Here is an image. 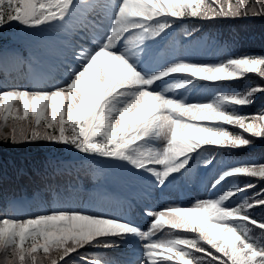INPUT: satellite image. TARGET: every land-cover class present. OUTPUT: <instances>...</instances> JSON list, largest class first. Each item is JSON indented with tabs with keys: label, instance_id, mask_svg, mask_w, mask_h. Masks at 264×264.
<instances>
[{
	"label": "snow or ice",
	"instance_id": "6c2138e0",
	"mask_svg": "<svg viewBox=\"0 0 264 264\" xmlns=\"http://www.w3.org/2000/svg\"><path fill=\"white\" fill-rule=\"evenodd\" d=\"M94 10L109 27L93 47L72 49L66 79L47 88H0V143L62 144L121 162L163 189L202 153L238 151L252 145L248 137L264 138V108L240 110L264 94V84L244 94L222 91L248 74L264 80V55L146 62L150 43L177 21L262 17L264 0H0V28L63 26L74 12ZM202 82L218 94L190 102L185 93ZM213 163L203 158L205 168ZM208 188L212 195L188 205L145 208L143 228L65 207L2 215L0 264H68L74 256L79 264H112L88 250L130 240L139 242V264H264V218L252 215L264 208V162L224 165Z\"/></svg>",
	"mask_w": 264,
	"mask_h": 264
},
{
	"label": "rangeland",
	"instance_id": "374dc122",
	"mask_svg": "<svg viewBox=\"0 0 264 264\" xmlns=\"http://www.w3.org/2000/svg\"><path fill=\"white\" fill-rule=\"evenodd\" d=\"M76 12L73 13V16L69 19L68 23H65L63 26H58L61 29V32L59 30L58 27H42L40 29H27V28H23L20 25L16 24V23H12L14 25V30L11 28V26H5L0 28V48L2 47H6L8 45H19L21 44V46H26L30 51H32L34 49V47H36V44L38 42V39L41 38L39 36H42L43 40H47L46 43L44 41H39L38 43L42 46L41 48H39L40 50H36L35 52H41V53H50L51 52V56L54 55V57L52 58H48L51 61L57 59V56L60 57V59H58V62L56 63V72L61 73L62 74V79L60 82L61 83L64 79L67 78L68 75V71L67 68L69 66L74 65V61L72 60L71 57V52L73 48H78V42L79 39H83V36L81 35V31L82 26L80 27L79 24L75 25V15ZM91 13L92 12H88L86 17H91ZM102 15V13H101ZM100 21H103L104 19H106V21L109 23L108 18H104L103 16H100ZM190 21H192L193 24L195 25H203V24H208V21L205 20H201V21H194L192 19H188ZM219 20H225V21H235L236 19H219ZM243 20H246V18H244ZM184 22V20H180L177 21L174 25L179 26L181 25V23ZM84 25V23H83ZM182 30V29H181ZM42 31V32H41ZM182 31L185 32V29H183ZM41 32V33H40ZM40 33V35L38 36V34ZM75 35V37L71 36ZM92 36L96 37L94 35V33H92ZM102 36V34H99L100 37ZM86 37L88 38L87 42L90 43V47L94 46V38H90L88 35H86ZM180 39L183 38V36L179 37ZM163 38H158L157 42L162 40ZM185 43H184V47L182 45H174L171 47L166 48L164 54L162 57H160L159 55L153 54V57H156L154 59V62L152 64H156V63H163L169 60H174V59H186V60H193L195 61L197 60H203L206 61L205 63H212L209 62V60H213V61H217L218 63L227 59L228 57H230L229 55H227L225 53V51H218V48L215 47L213 49H206L203 50L202 46L207 45L210 41V37L205 35V33H202L201 35H199L198 37L196 35H190L188 33H185ZM47 44H52L47 46ZM164 43H162L160 46H162ZM86 47V46H85ZM202 51V53L198 56L199 52ZM37 62H35L34 64L39 65L40 64V60L37 59ZM146 62H147V58H146ZM252 76H256L255 74H251ZM28 77V76H27ZM49 76L45 79L48 80ZM245 80V79H244ZM242 80V81H244ZM44 79H35L34 81L32 79H24V82L21 85H16V86H7L4 85V83L0 82V88H10V87H18V88H47L50 86H46L45 82H43ZM204 84H208L207 82H202ZM210 85V84H208ZM226 85H235L234 82H227ZM243 89V88H242ZM223 91V90H222ZM247 90L240 92L237 88H232V90L230 91H225V92H238L240 94H244ZM217 93V90L215 88L212 89H204L201 92L200 87H196V88H189L188 91L185 93V96L188 98V100L190 102H197V101H208L210 99H212ZM262 94H256L254 96V102L259 99V97ZM254 104V103H253ZM252 104V105H253ZM251 105V106H252ZM246 107H250V106H246ZM230 129H234V131H240L236 128H230ZM42 144L46 145V149H54V146L52 143L49 142H43L41 141ZM262 144V141L260 143V145ZM253 146V145H252ZM64 147H68L71 149V147L69 146H65ZM250 148V147H248ZM64 150V149H54L53 151H49L46 153V157L50 156L54 159V162H52L51 167H53L55 165V161H59V160H66V159H72V158H79V157H83V154L78 153L75 150ZM242 150H244V152L247 151L246 148H242L240 150H238L239 152H243ZM250 150V149H249ZM236 151V152H238ZM43 152L41 151V149L38 150L37 154H35L34 156H38V154H42ZM224 152H219V153H214L211 151H206L203 153L204 156H211L210 158H214V163L213 168L211 169V171L208 172L207 176H212V172H214L215 167L221 168L224 165H218V156L219 155H223ZM228 153L231 154V158L233 156V154L231 153V151H229ZM21 157L23 162H20L19 165H24V169L27 168L28 170H35L36 168H33V164L31 162V159L34 157ZM89 160L84 162L85 164L88 163L90 166L89 168L92 170V176H102V170L104 167H118V169L116 170V172L123 174V175H129V174H134V170L131 169L129 166H126L125 164L115 161V160H111V159H105V158H100L97 156H88ZM195 160V159H194ZM41 163L43 166H46V160L45 158H41ZM83 162L79 163L77 161H67V165L68 164H82ZM42 166V167H43ZM125 167L127 169H125ZM16 167L13 166H8L6 168V171L8 170H12ZM213 170V171H212ZM19 172V170L17 171ZM112 182L111 184L108 185L109 188H111L112 190H114L115 192H119L122 187L123 180L116 174L112 175ZM208 182L205 185V190L203 192H206V198L209 197L210 195H212L211 189L207 188ZM193 189V188H192ZM180 190V189H179ZM203 188H200V191L202 192ZM127 192V191H126ZM102 204V200L99 199L98 194L95 193L93 194L91 197H88L85 204L83 206H81V210H87V211H93L95 213L99 212L102 208L100 207V205ZM264 218V217H262ZM137 243L139 244V242L137 241ZM121 247V248H120ZM120 247H114V248H110V249H89V254L90 255H96V251L98 252H107L109 251L110 253H112L114 256L118 257V256H122L123 254H126L124 252H122L123 250H125V248L121 245ZM117 248L119 249L120 252L117 251ZM135 254L138 253L139 254V260L142 258L141 257V251L138 250H134V251H130L129 254ZM137 256V255H136ZM74 261L79 263V260L77 257H73L72 258Z\"/></svg>",
	"mask_w": 264,
	"mask_h": 264
},
{
	"label": "trees",
	"instance_id": "16d2710c",
	"mask_svg": "<svg viewBox=\"0 0 264 264\" xmlns=\"http://www.w3.org/2000/svg\"><path fill=\"white\" fill-rule=\"evenodd\" d=\"M244 18L236 19L235 21L229 22L226 21L225 23H222L220 21L212 20L208 21L209 28L211 30L218 29V26L221 25L223 29V33L221 34V39L225 40V45H230L228 47L232 48V56L233 57H239L244 56L246 54L249 55H264V18L259 17H252L248 20H243ZM249 21V22H248ZM216 32V31H211ZM39 41H44L46 43V40L38 39ZM37 42L36 45L41 46ZM49 44H47L48 46ZM9 49V50H8ZM38 49V48H36ZM6 50V51H5ZM40 50V49H38ZM13 51H16L17 53H14ZM12 54H17L18 59L15 60L12 59V63H17L22 60L23 65L21 68L28 70L27 65L30 63V56L26 54V52L22 49L18 50L13 45H8L4 47L2 51H0V78L4 73H8V67H9V57H12ZM46 76V75H45ZM6 78V74L3 75L2 79ZM245 79V80H244ZM55 80V79H51ZM244 80V81H242ZM235 84V88H237L240 92H243L245 90H248L251 86H256L260 84H264V80H261L258 78V76H252L251 74H248L246 78L238 79L235 81H232ZM228 86V85H227ZM243 88V89H242ZM264 108V94H262L259 99H257L254 104L250 107H243L240 110L246 114H258L259 111ZM234 131V129H230ZM245 136H248V134H245ZM253 139L252 147L248 148L246 152L242 150L243 152H236L231 151L233 154L232 159L235 161H243V160H255L258 162H264V138H251ZM262 141V144L260 145ZM54 146V149H64L67 150L64 145L62 144H56L52 143ZM21 148L23 151L27 153V157H32L35 154H37L38 150L41 149L43 152L40 154L43 158H45V155L49 151H53L54 149H46V145L42 144L40 142H32V143H21V144H11V143H0V149L3 152V155L5 154H12L16 152L17 148ZM250 149V150H249ZM211 157V156H210ZM209 157V158H210ZM231 158V154L228 152H224L223 155L218 156V165H225L226 159ZM40 159V156L33 157L31 159V162L34 163ZM67 161H77L79 163L83 162L82 164H66ZM87 159L85 158H77V159H66V160H59L55 161V165L51 167L52 162H54V159L51 157L50 159V168L47 167V171H43L38 176L45 178L46 181L49 184L54 183H66V181L74 178L75 176H82L85 178H93L92 176V170L89 168L88 163L86 162ZM118 169V167H104L102 170V176L104 179H108L112 175H114L115 171ZM198 168H196V172ZM131 176V175H130ZM144 176V174H142ZM30 184H28V187ZM13 189V187H7L0 185V202L4 199V197L9 194L10 190ZM125 215L124 213L120 214L121 217ZM253 216H255L257 219H261L264 217V208H257L253 213ZM260 230H256L254 232V235L259 233ZM68 264H79L78 262L74 261L73 259L69 260Z\"/></svg>",
	"mask_w": 264,
	"mask_h": 264
}]
</instances>
